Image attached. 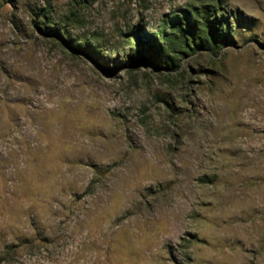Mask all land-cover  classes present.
<instances>
[{
    "label": "rangeland",
    "instance_id": "obj_1",
    "mask_svg": "<svg viewBox=\"0 0 264 264\" xmlns=\"http://www.w3.org/2000/svg\"><path fill=\"white\" fill-rule=\"evenodd\" d=\"M76 1L0 0V264H264V0Z\"/></svg>",
    "mask_w": 264,
    "mask_h": 264
},
{
    "label": "trees",
    "instance_id": "obj_2",
    "mask_svg": "<svg viewBox=\"0 0 264 264\" xmlns=\"http://www.w3.org/2000/svg\"><path fill=\"white\" fill-rule=\"evenodd\" d=\"M192 10V13H194L193 17L185 12L184 17H178L177 20L170 22L171 29L177 36L176 40L172 39L170 43L173 44L175 42L174 45L178 44L181 48L180 51L174 49L175 53L197 51L200 48H210L218 51L229 45L230 41L227 33L222 32L217 27L219 21L217 16L222 12L221 0H207L205 3H201L197 9L193 7ZM49 24L50 22L46 21L40 23L44 30L49 28L50 31L58 33L57 29L49 26ZM145 52L151 60L154 54H159L160 58L164 60L168 59L167 53L157 44L151 43V46L147 47ZM157 60L155 58L154 64H157ZM162 63L168 66V61ZM161 66L163 67V65Z\"/></svg>",
    "mask_w": 264,
    "mask_h": 264
}]
</instances>
